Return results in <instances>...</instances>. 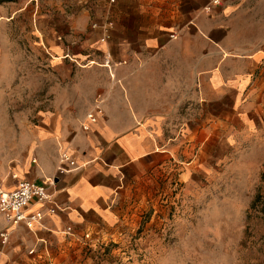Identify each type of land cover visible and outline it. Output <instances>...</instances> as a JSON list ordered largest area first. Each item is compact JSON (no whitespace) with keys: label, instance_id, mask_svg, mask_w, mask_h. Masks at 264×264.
<instances>
[{"label":"crops","instance_id":"obj_1","mask_svg":"<svg viewBox=\"0 0 264 264\" xmlns=\"http://www.w3.org/2000/svg\"><path fill=\"white\" fill-rule=\"evenodd\" d=\"M68 1L70 5L64 4ZM163 1L94 0L104 2L98 26L92 25L88 10L78 11L79 0H55L58 21L41 24L37 34L50 65L58 73L77 66L78 71L102 68L91 65L95 60L79 63L98 44L106 56L100 64L107 72L105 84L120 86L108 87L104 98L100 87L82 97L80 117L103 99V114L87 130L82 128L84 118L81 128L76 123L59 131L58 117L64 113L58 109L57 124L48 130L58 135L53 139L55 155L40 151L0 180V188L11 190L20 179L42 182L53 177L62 149L78 165L56 179L50 201L30 203L28 213L43 211L32 227L12 224L0 214V233L9 235L7 241L0 236V264H79L81 259L92 261L98 244L120 237L134 189L153 174L157 178L160 160L170 156L158 124L144 117L170 115L176 84L196 85L181 98L194 100L202 119L193 132L198 138L188 129L189 145L206 147L220 139L216 131L226 123L223 119H241L252 129L261 125L264 132V0H224L222 5L178 0L183 3L181 19L170 17V0H165V10ZM2 5L8 14H0V20H13L39 2L0 0ZM40 13L45 23L47 14ZM144 18L150 27H144ZM106 32L109 37L103 39ZM179 69H188L189 76H180Z\"/></svg>","mask_w":264,"mask_h":264},{"label":"rangeland","instance_id":"obj_2","mask_svg":"<svg viewBox=\"0 0 264 264\" xmlns=\"http://www.w3.org/2000/svg\"><path fill=\"white\" fill-rule=\"evenodd\" d=\"M38 2L13 20H0V180L40 151L55 155L53 139L58 135L48 130L57 124L58 109L64 113L58 117L59 131L76 123L81 128L92 109L79 116L82 97L100 87L104 98L108 87L120 86L105 84L107 72L100 64L106 56L98 44L79 63L95 60L91 65L102 68L55 71L37 34L41 24L58 21L53 16L56 4ZM78 3V11L88 10L92 25L99 26L104 2ZM162 3L165 10L166 1ZM182 8V2L170 0V17L181 19ZM40 11L47 14L45 23ZM0 14H8L7 6L2 5ZM150 24L144 18V27ZM178 74L188 77L189 71L179 69ZM189 89L193 93L196 85H175L169 116L144 117L158 124L170 156L160 160L157 178L153 174L134 189L132 208L116 242L98 244L92 261L81 259L79 264H264V132L261 125L252 129L241 119H223L226 123L216 131L220 139L206 147L189 145L188 129L198 138L193 132L202 122L195 101L181 99Z\"/></svg>","mask_w":264,"mask_h":264},{"label":"built area","instance_id":"obj_3","mask_svg":"<svg viewBox=\"0 0 264 264\" xmlns=\"http://www.w3.org/2000/svg\"><path fill=\"white\" fill-rule=\"evenodd\" d=\"M224 0H210L211 5H220ZM109 34L106 32L104 38H108ZM174 34L171 35V38ZM103 99H99L96 105L87 113L85 123L82 128L87 130L90 123H96L98 116L103 114L102 107ZM78 167L76 160L69 153L67 149H62L59 158V165L56 175L53 177L45 178L42 182H37L28 179H20L17 185L11 189L6 190L0 188V214L12 224L25 223L28 227H32L35 223L39 222L43 217V211L37 210L28 213L26 209L30 203L36 199L41 203H46L52 199L51 189L56 184V179L60 176L76 169ZM18 178L17 174L12 175ZM0 236L4 241L8 240V231H2Z\"/></svg>","mask_w":264,"mask_h":264}]
</instances>
